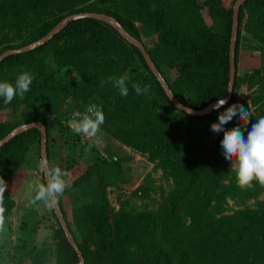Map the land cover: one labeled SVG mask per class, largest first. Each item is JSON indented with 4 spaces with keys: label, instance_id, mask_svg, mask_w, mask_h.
Instances as JSON below:
<instances>
[{
    "label": "trees",
    "instance_id": "16d2710c",
    "mask_svg": "<svg viewBox=\"0 0 264 264\" xmlns=\"http://www.w3.org/2000/svg\"><path fill=\"white\" fill-rule=\"evenodd\" d=\"M234 1L0 0V54L38 40L67 15L104 13L143 43L179 102L201 109L227 92ZM152 5H156L155 11L150 10ZM136 22L155 34L151 46L142 41ZM242 31L258 42L261 65L239 75ZM234 59L230 99L219 111L204 115H192L174 106L139 48L100 18L71 19L47 41L0 60V82H14L22 71L35 75L22 99L17 96L5 104L0 97V112H6L0 116V140L20 124L41 121L46 128L48 164L67 173L79 159L80 152L70 147L77 144L80 135L63 124L64 116L53 113L68 100L73 112H83L84 106L95 103L106 116L101 129L146 154L171 181L168 190L161 188L163 197L157 206L138 209L124 194L149 198L150 191H155L151 175L125 191L121 187L127 182L122 167L125 158L112 155L109 148H105L106 157L86 143L91 159L87 157L83 172L69 180L71 188L63 194L72 197L70 214L64 208L63 195L58 201L84 264H264V197L256 199L254 207L245 204L246 199L262 193L264 186L253 181L252 187L242 190L223 155V133L207 144L195 126L196 121L214 119L232 104L245 109L256 105L248 129L264 116V0L240 4ZM110 76L126 77V97L111 83L101 86L100 81ZM258 82L260 90L251 96L250 103L237 100L239 86L251 88ZM133 83L142 87L150 84L151 91L137 95ZM69 117L67 114L66 119ZM236 126L244 127L238 120L227 125L229 129ZM30 160L34 167L40 163L37 127L19 132L0 146V177L7 181ZM227 197L244 203V207L224 213ZM37 203L48 211L45 221L35 227L33 220L23 221L14 244L10 233L4 237L0 232V264H76L78 254L54 210ZM13 206V198L5 191L7 223ZM183 216H189L188 224ZM44 229L51 230V235L40 246L32 244L34 236L45 233ZM133 245L136 250L130 252Z\"/></svg>",
    "mask_w": 264,
    "mask_h": 264
},
{
    "label": "clouds",
    "instance_id": "9594fccd",
    "mask_svg": "<svg viewBox=\"0 0 264 264\" xmlns=\"http://www.w3.org/2000/svg\"><path fill=\"white\" fill-rule=\"evenodd\" d=\"M151 11L156 10V5H152ZM55 68V64H53ZM35 79V75L30 71L20 72L14 82H0V97L3 98L5 104L11 103L17 96L21 99L24 94L30 90ZM111 83L113 87L118 89L119 95L126 97L129 88L126 77L110 76L106 80H101L100 84ZM132 88L137 95H148L151 91V85L133 83ZM227 104L224 98L218 99L216 104L212 105V109H219ZM189 114H191L189 110ZM252 117L249 107L244 108L243 105L232 104L224 111L219 112L218 120L214 121L210 128L214 133H223L220 141L223 155L226 162L231 165V171L236 173L238 186L242 190H247L253 186V181L264 186V116L256 119L251 124L250 129L247 128L250 118ZM105 113L100 106L91 103L86 106L83 113L74 112L72 118L68 121V127L74 134H82L88 139L94 140L101 132L102 125L105 123ZM233 120H238L240 125L231 129L227 127ZM247 132V136H245ZM40 171L48 178L47 183H40L35 187L33 203L43 202V204L52 210L58 203L66 189L71 188V184L65 177L67 173L62 171L58 166H50L46 160H41L39 164ZM7 188L6 181L0 177V228L5 223V191ZM133 245L129 251L135 252Z\"/></svg>",
    "mask_w": 264,
    "mask_h": 264
},
{
    "label": "rangeland",
    "instance_id": "374dc122",
    "mask_svg": "<svg viewBox=\"0 0 264 264\" xmlns=\"http://www.w3.org/2000/svg\"><path fill=\"white\" fill-rule=\"evenodd\" d=\"M136 24L138 26L142 41L145 44L151 46L154 40L156 39L155 34L152 33L150 30L144 28L143 25H141L139 22H136ZM240 47L243 48V46H240ZM174 73L175 71L173 70V74ZM240 73L241 72H239V75H241ZM260 86L261 85L259 82L256 83L251 88L247 87L245 84H242L236 90L237 100L246 99L249 101L252 95L254 96L256 92H259ZM248 103H250V101ZM86 106H84L83 110H85ZM255 106L256 105H251L249 107L250 112L253 111ZM72 107H73L72 102L68 100L66 101L64 105H62L59 108L57 112H54L53 114L58 116L59 118L61 116H64V118L62 117L63 118L62 120H63V124H66L72 118L74 112L77 111L76 110L73 112L71 110ZM70 110H71V113H70ZM78 112L83 113L84 111L81 112V110L78 109ZM5 114L6 112H0V116H4ZM67 114L68 116L70 115L69 117L70 119H66ZM218 116H219V113L216 114V117L214 119L198 120L195 123L197 132L203 135V140L207 144H213L214 140L218 136V134L211 131V128H210L211 124L214 121L218 120ZM53 131L57 132L58 130L55 127ZM79 135L80 136L78 137L77 144L74 143L75 146L70 147V150L76 151V153L80 152V154H77L79 155V159L77 160V162H74L71 169L67 171L68 174L65 177V179L69 181L77 177L78 175H80L85 168L87 157L88 159H91L89 158L90 155L87 152L88 150H86L87 147H85L86 143L88 145L95 147L103 155L105 154L106 157H109V155L106 153L105 148H109L112 155L116 157L125 158L122 163V167H123V176L127 180V182L121 184V187L124 188L125 191L132 190L135 187H137L139 184H141L147 174H150L151 177L153 178L152 184L155 186V191L153 190L150 191L149 198L141 199L136 196H131L129 195V193H125L124 198H127V197L130 198L129 204L130 205L135 204L138 209L153 208L157 206V204L162 200L163 189L168 190L170 187L171 181L167 180L165 177L162 176V171L154 167V163L148 160L146 154H142L139 151L129 147L125 143L118 140L116 136L105 132L103 129H101V132L98 134L97 138H95L94 140L88 139L82 134H79ZM81 147L85 149V152ZM82 154L84 156L81 158ZM39 164L40 163H37L36 164L37 166L34 167L33 160L27 161L25 162V164H23L22 169L25 170L27 174L29 175L22 176L24 179L23 181L24 189H20L19 191H16V194H17L16 198L21 200L23 205H25V207L22 205L21 206L17 205L15 208H12V211L9 216L10 219L8 220V223L10 224L11 228L10 227L8 228L9 225L7 222L4 223L3 228H0V232L4 234V237L7 236L8 233H10L9 239H11L10 241L13 244L16 242L18 231L20 230L21 223H23V221L31 222L33 220V227H35V225L39 224L42 220L45 221L46 217L44 216V214L48 212L47 210H44L41 204L37 202L36 203L32 202L33 196L35 194V187L38 184L42 183V172L39 169ZM230 169H231V165H230ZM31 176L34 182L36 183V185L34 184L30 186L29 183H26V180L29 181ZM9 182H11V180L8 179L6 181V184H7L6 191L12 192L13 186L9 184ZM9 194L12 197L11 193ZM263 197H264V191L260 193L256 198L246 199L245 204L247 203L250 206L254 207V202L256 201V199L261 200L263 199ZM62 198H63L64 208L65 210H67L68 214H70V211L73 207L72 200H71L72 197H70L69 195H63ZM243 207H244V203H239L236 199L227 197L226 198V210H224V213L231 214L234 210H239V209H242ZM38 219L40 220L38 221ZM183 219H184L183 222H185L186 224L189 223V216H186V219L183 216ZM40 227L44 228V226L42 225H40ZM44 230H46V232L43 233L42 235L34 236L32 244L34 243L40 246L41 242L46 237H49L51 235L50 234L51 230L49 229L48 230L44 229ZM41 231L42 229H40L38 233H40ZM6 254H7V251H6ZM52 262H50V264ZM21 264H30V261H25Z\"/></svg>",
    "mask_w": 264,
    "mask_h": 264
},
{
    "label": "water",
    "instance_id": "95a60500",
    "mask_svg": "<svg viewBox=\"0 0 264 264\" xmlns=\"http://www.w3.org/2000/svg\"><path fill=\"white\" fill-rule=\"evenodd\" d=\"M244 0H235L233 7H232V24H231V33H230V41H229V80H228V85H227V92L226 95L223 97L227 101L230 99L231 93H232V88H233V80H234V74H235V59H234V53H235V43H236V36H237V30H238V10L240 4ZM79 17H96L103 19L107 22H109L111 25H113L118 32L129 42L134 44L139 50L141 51L145 62L147 63L148 67L151 69L152 73L155 75L161 86L163 87L166 95L168 96L169 100L173 103L174 106L177 108L185 110L187 113H189V110L192 115H204L209 113L212 109V105L216 104L218 101H213L206 105L205 107L201 109H193L190 108L181 102H179L174 94L172 93L171 89L169 88L165 78L161 75V73L158 71L156 68L155 64L153 63L152 59L150 58L149 53L147 52L146 48L144 47L143 43L136 39L135 37L131 36L124 28L123 26L112 16H109L104 13H97V12H78L75 14H70L64 17L61 21H59L46 35L43 37L39 38L36 41H33L23 47L17 48V49H8L5 50L0 54V60L4 58L5 56L13 53H19L23 52L29 49L34 48L35 46L40 45L41 43L47 41L55 32H57L60 28H62L69 20L74 19V18H79ZM31 127H37L40 131V161L46 160L47 161V153H46V128L44 124L41 121H33L30 123H24L20 124L17 127L13 128L8 134H6L1 140H0V146L4 144L6 141H8L11 137L14 135L18 134L19 132L26 130ZM48 163V161H47ZM45 183H47L48 178L43 174ZM54 213L62 226V229L70 242V244L73 246V248L76 250L78 254V262L76 264H84V259L81 254V251L78 249L77 244L68 229L66 225V221L63 217V214L61 212V209L58 205L54 207Z\"/></svg>",
    "mask_w": 264,
    "mask_h": 264
},
{
    "label": "crops",
    "instance_id": "0c3cea01",
    "mask_svg": "<svg viewBox=\"0 0 264 264\" xmlns=\"http://www.w3.org/2000/svg\"><path fill=\"white\" fill-rule=\"evenodd\" d=\"M240 46H243V48L240 47L238 57H237V67L239 72H250L254 68H258L261 65V53L259 49L257 48L258 42L253 39L248 33H245V31H242V37L240 38ZM248 46V47H246ZM37 166V165H36ZM23 175H29L25 170L22 168L19 169L17 172H15L9 180V184L13 186L11 193L13 201H14V207L18 206H24L22 201L16 198V191H19L20 189H24L23 185ZM26 183H29L31 185H36L34 182L32 176L30 180H26Z\"/></svg>",
    "mask_w": 264,
    "mask_h": 264
}]
</instances>
